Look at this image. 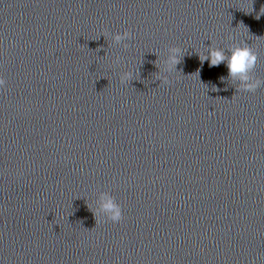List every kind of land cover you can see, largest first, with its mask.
Wrapping results in <instances>:
<instances>
[{"label":"clouds","instance_id":"obj_1","mask_svg":"<svg viewBox=\"0 0 264 264\" xmlns=\"http://www.w3.org/2000/svg\"><path fill=\"white\" fill-rule=\"evenodd\" d=\"M253 11V7H252ZM260 15H264V6L260 9V14L257 15V19ZM104 35V34H103ZM111 35V39L115 45L123 44V47L127 49L129 44L123 43L124 41H131L133 33L125 29L122 33L117 32L115 34H107L108 37ZM230 39L233 37H229ZM227 50V51H226ZM168 57L165 61L166 71L172 72L176 70L177 65L181 63L185 52L179 46H171L168 48ZM230 53V54H228ZM199 59L203 64L204 61H209L210 67L219 66L222 63H226L228 69V77L232 82L236 84V92H247L255 93L258 88L264 86V80L254 76V72L258 62V54L253 48L247 44L245 41L235 43L229 46L227 49L220 48L211 44L208 46L207 54H199ZM122 57L116 56L112 61L113 65H120ZM157 67H159V57L155 61ZM199 73V71H197ZM133 78L132 71H124L120 73L119 79L121 84H126L130 82ZM157 80L161 83L160 85H168L171 83L169 76L157 75ZM221 81L225 80V77L220 78ZM6 86V80L0 76V89ZM220 89L213 88V91H219ZM226 90V89H225ZM102 216L106 218L107 221L113 224L119 223L123 219V212L121 205L116 201V198L110 194V192L101 193L99 198V208L96 210L95 215ZM264 260V258H262ZM255 264V261L252 262Z\"/></svg>","mask_w":264,"mask_h":264}]
</instances>
